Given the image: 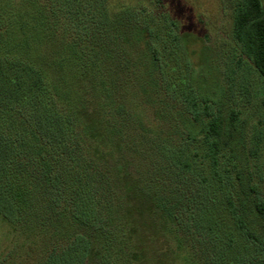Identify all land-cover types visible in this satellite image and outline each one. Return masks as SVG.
I'll return each mask as SVG.
<instances>
[{
  "label": "trees",
  "instance_id": "16d2710c",
  "mask_svg": "<svg viewBox=\"0 0 264 264\" xmlns=\"http://www.w3.org/2000/svg\"><path fill=\"white\" fill-rule=\"evenodd\" d=\"M154 4L0 0V264H264L263 134ZM232 37L264 78V0Z\"/></svg>",
  "mask_w": 264,
  "mask_h": 264
},
{
  "label": "rangeland",
  "instance_id": "374dc122",
  "mask_svg": "<svg viewBox=\"0 0 264 264\" xmlns=\"http://www.w3.org/2000/svg\"><path fill=\"white\" fill-rule=\"evenodd\" d=\"M113 6L153 9L155 0H110ZM240 0H159L156 14L176 21L180 29L175 33L192 36L195 41L186 45L183 52L192 64V76L200 81L204 76L226 93L227 104L240 111L248 125L249 134L256 128L263 134L261 169L264 174V78L252 67L248 59L240 58L238 45L232 37V16ZM154 4V5H155ZM139 7V8H140ZM147 19L154 12L147 10ZM152 12V13H151ZM9 227L0 220V258L12 244Z\"/></svg>",
  "mask_w": 264,
  "mask_h": 264
}]
</instances>
